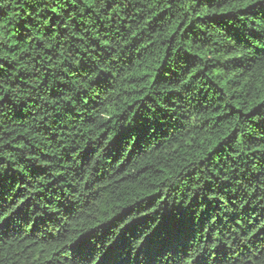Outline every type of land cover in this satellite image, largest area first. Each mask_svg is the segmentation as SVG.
I'll list each match as a JSON object with an SVG mask.
<instances>
[{"label":"trees","instance_id":"obj_1","mask_svg":"<svg viewBox=\"0 0 264 264\" xmlns=\"http://www.w3.org/2000/svg\"><path fill=\"white\" fill-rule=\"evenodd\" d=\"M0 264H264V0H0Z\"/></svg>","mask_w":264,"mask_h":264}]
</instances>
